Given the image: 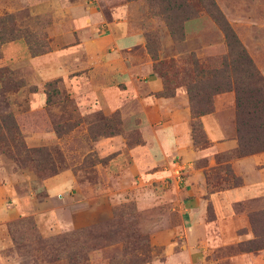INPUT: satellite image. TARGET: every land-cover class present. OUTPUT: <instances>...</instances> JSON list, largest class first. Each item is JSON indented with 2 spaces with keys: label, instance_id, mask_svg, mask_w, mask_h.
I'll return each instance as SVG.
<instances>
[{
  "label": "rangeland",
  "instance_id": "rangeland-1",
  "mask_svg": "<svg viewBox=\"0 0 264 264\" xmlns=\"http://www.w3.org/2000/svg\"><path fill=\"white\" fill-rule=\"evenodd\" d=\"M214 1L264 77V0ZM161 3L0 0V16L20 28L0 47V115L11 112L25 146L46 147L57 168L42 177L27 154L0 151V264H264L256 256L264 251L238 248L253 236L248 213L264 196L229 211L211 199L234 188L224 168L235 158L214 152L202 122L207 143L193 144L180 79L192 58L218 66L223 33L200 11L174 40ZM146 34L158 42L157 60L173 59V96L157 95L163 82ZM55 80L62 95L47 105ZM212 108L236 140L233 91L214 94ZM201 198L203 214H193Z\"/></svg>",
  "mask_w": 264,
  "mask_h": 264
},
{
  "label": "trees",
  "instance_id": "trees-1",
  "mask_svg": "<svg viewBox=\"0 0 264 264\" xmlns=\"http://www.w3.org/2000/svg\"><path fill=\"white\" fill-rule=\"evenodd\" d=\"M154 2L155 0H149ZM163 4L166 15V26L174 40L183 39V23L196 17L200 11L207 13L222 31L226 45V53L222 56L218 66L205 67L197 58H192V67L185 70L186 92L191 109V131L193 144L207 143L200 118L212 112V96L214 94L233 91L235 107V139L236 146L228 152L226 159L238 158L264 151V77L256 67L245 47L226 21L223 13L214 0H158ZM20 28L9 14L0 16V47L2 44L20 37ZM145 45L154 60V70L163 82L162 90L157 93L161 97L175 94L171 86L175 79L170 74L173 59L167 63L157 60L158 42L152 35H145ZM2 70L0 80L2 81ZM174 77V78H173ZM58 80L48 82L45 90L47 105H51L60 97L61 91L55 84ZM0 151L16 155L27 154L36 171L42 177L57 173L54 160L46 147H26L11 112L0 115ZM227 177H231L232 186L242 185L241 179L231 171L230 164L224 168ZM230 175V176H229ZM207 173L205 178L208 181ZM248 219L253 237L238 242L239 250L243 252L264 250V207L248 213ZM83 231L73 234L82 235ZM74 236V235H72ZM79 237H73L78 240Z\"/></svg>",
  "mask_w": 264,
  "mask_h": 264
},
{
  "label": "crops",
  "instance_id": "crops-1",
  "mask_svg": "<svg viewBox=\"0 0 264 264\" xmlns=\"http://www.w3.org/2000/svg\"><path fill=\"white\" fill-rule=\"evenodd\" d=\"M220 5H227L234 0H221L222 4L219 0H217ZM132 40V43H141L142 38L139 35H134L129 37ZM152 82V83H151ZM150 84H156V81H151ZM159 90L158 86L155 88ZM161 100L167 101L171 98H160ZM201 122L203 127L208 134L210 140L214 143V152H225L232 148H234L237 144L234 139H227L225 136V130L222 129V124L214 118V114L203 115L201 118ZM222 129V131H221ZM218 144H225L223 147H217ZM197 152L192 151L189 154V157L196 158ZM233 169L236 173L242 175L245 178V183L241 186L226 189L223 191L211 193V199L213 201H219L223 210L229 211L232 207L233 202H240L246 199H253L255 197L264 196V151L259 153H254L242 157L235 158L230 161ZM205 200L201 198L197 203L196 208L193 209V214L202 215L205 207ZM253 236L247 234L246 239H250ZM244 238H240L241 241ZM245 239V240H246ZM262 252L264 250H261ZM257 257L264 258L263 254H256ZM264 261V260H263ZM247 264H251L247 262Z\"/></svg>",
  "mask_w": 264,
  "mask_h": 264
}]
</instances>
